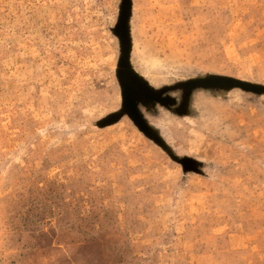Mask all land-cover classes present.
Segmentation results:
<instances>
[{
    "label": "rangeland",
    "instance_id": "rangeland-1",
    "mask_svg": "<svg viewBox=\"0 0 264 264\" xmlns=\"http://www.w3.org/2000/svg\"><path fill=\"white\" fill-rule=\"evenodd\" d=\"M0 264H264V0H0Z\"/></svg>",
    "mask_w": 264,
    "mask_h": 264
}]
</instances>
